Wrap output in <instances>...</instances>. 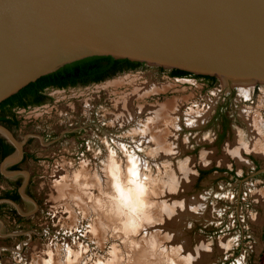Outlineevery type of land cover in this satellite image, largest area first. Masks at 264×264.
<instances>
[{
  "label": "rangeland",
  "instance_id": "1",
  "mask_svg": "<svg viewBox=\"0 0 264 264\" xmlns=\"http://www.w3.org/2000/svg\"><path fill=\"white\" fill-rule=\"evenodd\" d=\"M169 70L14 112L28 156L3 163L0 193L27 196L0 211V264H264V83Z\"/></svg>",
  "mask_w": 264,
  "mask_h": 264
},
{
  "label": "water",
  "instance_id": "2",
  "mask_svg": "<svg viewBox=\"0 0 264 264\" xmlns=\"http://www.w3.org/2000/svg\"><path fill=\"white\" fill-rule=\"evenodd\" d=\"M94 55L264 83V0H0V102Z\"/></svg>",
  "mask_w": 264,
  "mask_h": 264
},
{
  "label": "trees",
  "instance_id": "3",
  "mask_svg": "<svg viewBox=\"0 0 264 264\" xmlns=\"http://www.w3.org/2000/svg\"><path fill=\"white\" fill-rule=\"evenodd\" d=\"M145 63L140 61L129 60L127 58H114L110 55H94L88 56L73 62L64 64L58 69L40 76L36 80L29 82L17 92L8 96L0 102V123H7L9 125H17L18 121L15 118L6 117V113L3 111L6 107L13 106H26L28 103L16 104L15 99L24 97L33 91L39 100L32 102L34 104L42 103L48 96L43 95L41 91L46 87L64 88L67 86L87 85L90 83H96L104 79L110 78L118 73L134 70ZM170 76L182 77V76H195L202 77L206 80L208 85L212 86L216 83L217 78L212 75L194 74L192 72L171 68L169 70ZM222 135V134H221ZM223 136V135H222ZM4 138L0 136V147H4L0 152V161L9 153L13 151V147L4 142ZM15 169V167H12ZM206 171H201L204 174ZM1 177V175H0ZM18 183V181H17ZM7 195V194H6ZM5 197H9L6 196ZM12 196V195H11ZM10 196V197H11ZM14 198L19 199V196L15 194Z\"/></svg>",
  "mask_w": 264,
  "mask_h": 264
},
{
  "label": "flooded vegetation",
  "instance_id": "4",
  "mask_svg": "<svg viewBox=\"0 0 264 264\" xmlns=\"http://www.w3.org/2000/svg\"><path fill=\"white\" fill-rule=\"evenodd\" d=\"M67 87H74V86H67ZM67 87H64V88H67ZM54 88H57V87H53V86L46 87V88H44L41 91V93L43 95H46L47 94V90L54 89ZM39 99H40L39 96H37V94H35L33 91H31L29 94L25 95L24 97H21L19 99H15L16 104L28 103V105H26V106H22V105L17 106L16 105V106H13V107H6L3 111L6 113V117L12 119V118H15L14 112L17 111L18 109H25L28 106L40 105L41 103H38V104L32 103V102L38 101ZM45 101H46V99H45ZM45 101H42V103L45 102ZM1 124H3L8 129H10L13 126V125H9L7 123H1ZM4 140H5L4 142H6L7 144H9L10 146L13 147V145L11 143H9L5 138H4ZM3 149H4V147H0V152ZM27 156H28L27 153L24 151L23 154H22L21 159L19 160V162L20 163L23 162L26 159ZM19 162L16 163V164H12L9 169L10 170L17 169L20 166ZM12 167H15V169H12ZM0 175L2 176L1 173H0ZM7 181H8L7 185L2 189V191L0 193V211H6V209H8V210L13 211V213H16L15 206L12 203H10L9 201H7L6 199L11 200V201H13L15 203H20L21 195H20L19 190H18V183H17L18 180H7ZM15 194H17L19 196V199L14 198ZM5 195L6 196H9V195L11 196L12 195V196L11 197L10 196L9 197H5ZM15 217H16L15 218V222H20V220L22 219V217H20L19 215L15 216Z\"/></svg>",
  "mask_w": 264,
  "mask_h": 264
},
{
  "label": "bare ground",
  "instance_id": "5",
  "mask_svg": "<svg viewBox=\"0 0 264 264\" xmlns=\"http://www.w3.org/2000/svg\"><path fill=\"white\" fill-rule=\"evenodd\" d=\"M248 82V80H235V82ZM251 83V82H250ZM253 83V82H252ZM127 108H124L121 115H119V117L117 118L118 120L117 121H123L124 119L128 118L127 116L128 115V112H127ZM131 115V114H130ZM120 123V122H119Z\"/></svg>",
  "mask_w": 264,
  "mask_h": 264
}]
</instances>
